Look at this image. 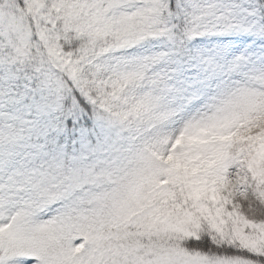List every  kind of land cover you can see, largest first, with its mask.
Returning a JSON list of instances; mask_svg holds the SVG:
<instances>
[{"label": "snow or ice", "instance_id": "6c2138e0", "mask_svg": "<svg viewBox=\"0 0 264 264\" xmlns=\"http://www.w3.org/2000/svg\"><path fill=\"white\" fill-rule=\"evenodd\" d=\"M0 264H264V0H0Z\"/></svg>", "mask_w": 264, "mask_h": 264}]
</instances>
